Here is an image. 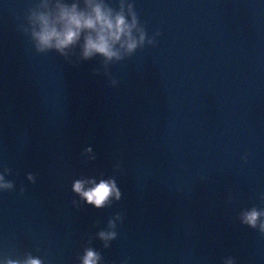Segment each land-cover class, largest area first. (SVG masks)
<instances>
[{
	"label": "water",
	"instance_id": "obj_1",
	"mask_svg": "<svg viewBox=\"0 0 264 264\" xmlns=\"http://www.w3.org/2000/svg\"><path fill=\"white\" fill-rule=\"evenodd\" d=\"M33 2L0 0V170L14 182L0 191V257L78 264L91 240L102 264H264V236L240 222L264 208V0H125L145 46L106 67L79 43L70 63L35 53L17 27ZM110 177L111 206L72 191ZM116 213L105 249L96 233Z\"/></svg>",
	"mask_w": 264,
	"mask_h": 264
},
{
	"label": "clouds",
	"instance_id": "obj_2",
	"mask_svg": "<svg viewBox=\"0 0 264 264\" xmlns=\"http://www.w3.org/2000/svg\"><path fill=\"white\" fill-rule=\"evenodd\" d=\"M41 8L44 10H40ZM127 9L126 13L125 0H116V7L106 0H82V6L77 0H72L71 3H61L60 0L41 3V0H35L25 9L22 17H17L22 21L17 27L29 38L31 47L37 54L55 52L68 61V50L79 43L81 60L99 56L103 58L102 65L106 67L109 62L123 61L132 56L138 48L145 46L147 33L139 22L131 2L127 3ZM134 29L140 32L138 38L133 35ZM148 43L153 45L154 41L149 39ZM98 72L99 69H93V75ZM105 75L109 78L111 86L115 87L118 81L112 78L109 72ZM119 168L120 165H117V169ZM10 173L11 169L6 166L0 170V191L14 189V182L6 179ZM26 178L29 182L35 183L34 174L28 173ZM19 191L21 194L24 192L23 186ZM72 191L85 204L96 209L111 206L112 201L118 202L122 198L115 178L111 177L98 181L77 179L72 183ZM261 199L264 200V196ZM117 220L122 222L121 213H116L107 221L109 231L100 230L96 233L105 249L110 247L109 241L117 237ZM240 222L256 229L264 236V208L255 206L249 208L241 214ZM90 245L91 240H87L82 252L77 256L78 264H102L101 253ZM36 250L40 251L39 248ZM0 264H46V262L43 256H34L32 252L17 254L13 250L0 257ZM122 264H127V259L122 261ZM223 264H235V258L229 256L226 262L223 260Z\"/></svg>",
	"mask_w": 264,
	"mask_h": 264
}]
</instances>
